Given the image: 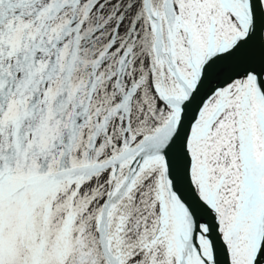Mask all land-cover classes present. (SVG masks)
<instances>
[{
	"label": "snow or ice",
	"instance_id": "6c2138e0",
	"mask_svg": "<svg viewBox=\"0 0 264 264\" xmlns=\"http://www.w3.org/2000/svg\"><path fill=\"white\" fill-rule=\"evenodd\" d=\"M0 264H264V0H0Z\"/></svg>",
	"mask_w": 264,
	"mask_h": 264
}]
</instances>
